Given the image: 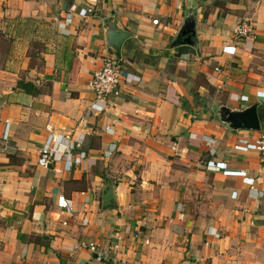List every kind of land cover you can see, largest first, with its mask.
Instances as JSON below:
<instances>
[{
	"label": "crops",
	"instance_id": "crops-1",
	"mask_svg": "<svg viewBox=\"0 0 264 264\" xmlns=\"http://www.w3.org/2000/svg\"><path fill=\"white\" fill-rule=\"evenodd\" d=\"M74 3L93 13L62 35L56 19ZM190 17L196 48L178 39ZM241 21L254 39L234 36ZM111 23L130 34L119 55ZM105 58L140 81L96 112L90 81ZM255 104L264 0H0V264H104L74 246L119 237L129 264H264V163L233 149L264 128L233 130L219 115ZM47 126L85 154L60 175L37 165Z\"/></svg>",
	"mask_w": 264,
	"mask_h": 264
},
{
	"label": "built area",
	"instance_id": "built-area-1",
	"mask_svg": "<svg viewBox=\"0 0 264 264\" xmlns=\"http://www.w3.org/2000/svg\"><path fill=\"white\" fill-rule=\"evenodd\" d=\"M93 13L92 6L88 5L83 8L82 12H78V5L71 4L63 17L56 19L58 31L62 35L69 34L68 27L72 24L74 16L77 14L81 19H86ZM155 24L157 21H153ZM234 36L240 39H254V27L247 21L239 22L233 31ZM219 72V69H215ZM140 81L139 77L126 69L124 63L118 58H105L103 59L99 68H97L90 81V88L94 94V102L91 105L93 111L101 112L107 108L112 101L117 100L124 86H132ZM108 130V129H106ZM47 137L44 145L39 151L37 165L42 168H51L56 175L62 174L64 171H69L73 165H79L84 159V153H75V145L70 139L55 133L49 126L46 127ZM8 138V124H6L3 139ZM213 142L209 140L207 145ZM233 149L238 152L245 153L253 150L258 153L261 161L264 163V134H259L256 138L239 139ZM213 154V151L210 150ZM206 169L209 171L227 170L225 166L207 162ZM239 175H244L245 171H237ZM56 207L66 213L67 215L73 214L72 201L66 199L64 196L59 195L56 198ZM86 224V221H83ZM136 239L138 235L134 236ZM218 237V235H217ZM145 245L149 244L148 240H142ZM74 249H86L91 252L97 259L104 264H129L119 259L121 250V238H117L114 242L107 247H103L97 243L81 241L74 246Z\"/></svg>",
	"mask_w": 264,
	"mask_h": 264
},
{
	"label": "water",
	"instance_id": "water-1",
	"mask_svg": "<svg viewBox=\"0 0 264 264\" xmlns=\"http://www.w3.org/2000/svg\"><path fill=\"white\" fill-rule=\"evenodd\" d=\"M107 33L108 46L119 55L122 43L130 37V34L118 29L114 23L109 24ZM194 38L195 20L190 17L186 20L184 27L179 31L178 39H181L180 44L196 48L197 44L194 42ZM219 115L221 121L227 123L233 130L261 131L258 105L256 104L243 111H231L226 107H221Z\"/></svg>",
	"mask_w": 264,
	"mask_h": 264
},
{
	"label": "trees",
	"instance_id": "trees-1",
	"mask_svg": "<svg viewBox=\"0 0 264 264\" xmlns=\"http://www.w3.org/2000/svg\"><path fill=\"white\" fill-rule=\"evenodd\" d=\"M187 48V47H186ZM190 49V48H189ZM16 89L22 90L28 94H36V89L32 83H25L23 81H19L17 83ZM258 117L262 127L264 128V104L258 106Z\"/></svg>",
	"mask_w": 264,
	"mask_h": 264
}]
</instances>
